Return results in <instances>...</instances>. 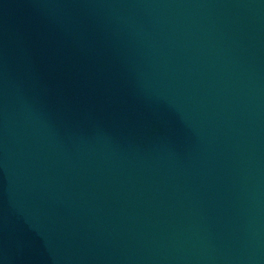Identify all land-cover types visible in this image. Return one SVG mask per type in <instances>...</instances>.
<instances>
[{"label": "water", "instance_id": "water-1", "mask_svg": "<svg viewBox=\"0 0 264 264\" xmlns=\"http://www.w3.org/2000/svg\"><path fill=\"white\" fill-rule=\"evenodd\" d=\"M0 264H264V0H0Z\"/></svg>", "mask_w": 264, "mask_h": 264}]
</instances>
